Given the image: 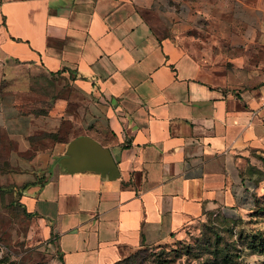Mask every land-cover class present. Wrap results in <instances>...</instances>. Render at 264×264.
<instances>
[{"label": "crops", "instance_id": "crops-1", "mask_svg": "<svg viewBox=\"0 0 264 264\" xmlns=\"http://www.w3.org/2000/svg\"><path fill=\"white\" fill-rule=\"evenodd\" d=\"M16 63L68 79L69 97L21 106L5 82ZM263 103L264 0H0V197L56 239L61 264H119L244 215L261 192ZM81 137L119 179L61 167Z\"/></svg>", "mask_w": 264, "mask_h": 264}, {"label": "rangeland", "instance_id": "rangeland-1", "mask_svg": "<svg viewBox=\"0 0 264 264\" xmlns=\"http://www.w3.org/2000/svg\"><path fill=\"white\" fill-rule=\"evenodd\" d=\"M14 66L18 69L5 80L6 88L26 109L32 106L46 114L69 97L70 82L61 75L49 76L18 63ZM18 82L26 86L18 89L10 85ZM93 105L73 101L71 111L84 107L94 113ZM258 172L260 196L252 197L244 215L235 220L214 215L195 221L179 238L133 250L120 264H264V170ZM0 264H61L56 239L48 238L17 197H0Z\"/></svg>", "mask_w": 264, "mask_h": 264}, {"label": "water", "instance_id": "water-1", "mask_svg": "<svg viewBox=\"0 0 264 264\" xmlns=\"http://www.w3.org/2000/svg\"><path fill=\"white\" fill-rule=\"evenodd\" d=\"M69 174L91 172L110 180L120 178L117 163L108 148L89 137L73 140L67 150V157L60 162Z\"/></svg>", "mask_w": 264, "mask_h": 264}, {"label": "trees", "instance_id": "trees-1", "mask_svg": "<svg viewBox=\"0 0 264 264\" xmlns=\"http://www.w3.org/2000/svg\"><path fill=\"white\" fill-rule=\"evenodd\" d=\"M21 206V205H20ZM22 207V206H21ZM23 209V208H22ZM28 214V213H27ZM29 215V214H28ZM29 216H31V215H29ZM120 264V263H119Z\"/></svg>", "mask_w": 264, "mask_h": 264}, {"label": "built area", "instance_id": "built-area-1", "mask_svg": "<svg viewBox=\"0 0 264 264\" xmlns=\"http://www.w3.org/2000/svg\"><path fill=\"white\" fill-rule=\"evenodd\" d=\"M263 106H264V103H263Z\"/></svg>", "mask_w": 264, "mask_h": 264}]
</instances>
